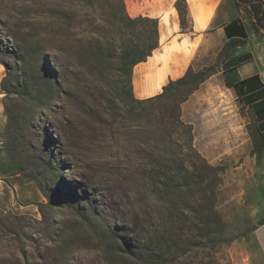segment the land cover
I'll use <instances>...</instances> for the list:
<instances>
[{
	"label": "rangeland",
	"instance_id": "obj_1",
	"mask_svg": "<svg viewBox=\"0 0 264 264\" xmlns=\"http://www.w3.org/2000/svg\"><path fill=\"white\" fill-rule=\"evenodd\" d=\"M122 1L124 9L119 0H0V38L32 52L20 76L26 90L0 91V264H264L252 243L264 218V150L255 149L253 121L205 57L192 70L213 72L181 105V118L198 153L222 170L213 184L217 226L195 199L199 188L181 186L182 174L175 190L156 185L148 163L165 155L143 151L148 129L131 114L140 110L119 71L122 51L151 42ZM5 107L21 126L17 145Z\"/></svg>",
	"mask_w": 264,
	"mask_h": 264
},
{
	"label": "crops",
	"instance_id": "obj_2",
	"mask_svg": "<svg viewBox=\"0 0 264 264\" xmlns=\"http://www.w3.org/2000/svg\"><path fill=\"white\" fill-rule=\"evenodd\" d=\"M177 1L124 0L128 16L154 19L158 30V47L132 69L134 98L158 95L169 80L182 77L189 68H201L209 57L219 61L216 75L236 99L240 113L264 135V31L255 33L249 13L234 0H184L190 23L183 31ZM228 43L232 49L218 60ZM3 127L0 104V132ZM252 243L264 255V223L253 229Z\"/></svg>",
	"mask_w": 264,
	"mask_h": 264
},
{
	"label": "trees",
	"instance_id": "obj_3",
	"mask_svg": "<svg viewBox=\"0 0 264 264\" xmlns=\"http://www.w3.org/2000/svg\"><path fill=\"white\" fill-rule=\"evenodd\" d=\"M234 1L237 7H244L247 10L250 15L253 30L255 33L261 34L264 31V2L262 0ZM119 4L124 9L122 0H119ZM179 4L183 6L182 9L179 8ZM175 8L179 15L181 29L185 31L188 29L190 23L185 1L178 0L175 3ZM9 9L12 13L24 10L27 15L32 14L29 6H25L23 9H16L12 6ZM127 18L130 21H138L147 25L146 30L142 32V39L145 42H151L146 48H141L139 45H132L121 52L119 71L126 77L125 83L128 89L132 91V69L136 64L145 61L158 47V30L157 21L154 19L147 17ZM3 26L0 22V27ZM231 49L232 43L225 45L218 55V60L223 59L224 55ZM33 53L36 54L35 58L39 59L42 56V49ZM31 55L30 48L25 46V48L21 49L20 47H15L14 44L9 43L7 40L0 38V65L5 69V77L0 82V91L6 95H10L15 90H26V87H22L21 85L20 76L22 73L24 74L23 65L25 64V58ZM11 61L13 63H10ZM218 62H216L217 66ZM20 66L23 68L21 69ZM212 72L213 70L211 69L195 72L192 68H189L182 77L176 80H169L162 87L161 93L158 95L142 100L131 97L133 104L137 105L140 110L137 113L132 111L131 114L147 126L148 131H144L140 135V143L143 145V151L146 152V155L152 152L165 155L156 167H153L151 162L148 163L151 166V170L159 173L156 185L167 190H175L178 187L175 184L177 182L176 177L182 174L183 184L181 186L189 185L191 182L199 188L198 197H195V199L197 201H206V209L203 211H205L207 221L212 219L215 226H217L218 217L213 211L215 203L213 186L217 185L222 170L218 167L208 165L198 153L193 145L192 127L181 118V105ZM46 88L51 93L54 91V86L52 85H46ZM36 99L39 101V98ZM133 109L135 110L134 107H132ZM5 113L8 118L5 131L9 135L11 143L17 145L19 143L18 140H20V123L7 107H5ZM255 130L259 139V144L255 146V149L262 151L264 150V135L260 133L258 128ZM171 153L180 156V158L174 159ZM57 169V166L52 169L55 172V175H53L54 180H56ZM142 172L141 176L146 177L147 173L145 170ZM28 178L34 181L39 191L47 197L45 188L39 183L38 179L36 177ZM210 180L211 183L209 184ZM210 185H212V188ZM193 202L197 203L195 201ZM194 211L197 212V216L195 217L202 220L201 214L203 211L200 206ZM262 223H264V218L257 225Z\"/></svg>",
	"mask_w": 264,
	"mask_h": 264
}]
</instances>
